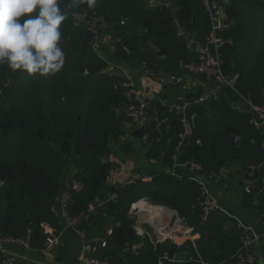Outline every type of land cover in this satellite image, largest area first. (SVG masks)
Here are the masks:
<instances>
[{"label": "trees", "instance_id": "1", "mask_svg": "<svg viewBox=\"0 0 264 264\" xmlns=\"http://www.w3.org/2000/svg\"><path fill=\"white\" fill-rule=\"evenodd\" d=\"M225 1L230 23L223 32L227 44L221 48L223 70L238 74L235 88L241 96L261 103L264 99V0ZM169 2L170 9L164 10L148 7L143 0H96L94 7H89L85 0L73 9L68 7L69 0H60L62 11L67 15L60 29L65 53L60 70L29 74L0 65V87L9 80L0 95L1 234L22 237L31 230L30 248L42 249L45 234L41 224L49 222L57 230L61 228V219L54 207L62 188L65 160L71 158L73 178L83 186L73 192L70 215L86 212L96 199L105 200L102 205H95L93 211L86 212L87 216L79 224L88 238L105 240V246L95 252L96 256L116 264L124 261L157 264L164 252L174 255L184 248L189 256L217 264L228 260L237 250L238 232L227 236L222 229L224 219L218 213L214 211L206 221L201 220L198 182L169 170L175 164L174 155L179 163L196 162L204 172L215 175L224 167L238 165L245 169L251 163L264 160L261 145L264 131L249 124L251 112L246 103L232 89L223 87L208 103L189 107L188 113L196 115L195 125L179 151L183 129L174 113L160 132H151L149 127V138L142 141L141 136L134 135L135 128L125 111L129 104L136 102L125 93L129 87L122 86L126 76L118 70L104 72L105 59L92 47L91 41L82 46L84 28L73 17L83 12L104 17V31L111 35L114 47L111 53V46L99 48L106 52L108 61L130 70L139 68L145 61L157 72H171L163 70L161 57L149 48L139 32L163 49L165 58L177 67L179 61L192 59L193 55L176 34L171 17L198 41L208 33L210 22L202 0ZM199 94V91L190 92L186 97L195 98ZM149 105L161 107V102L154 99ZM164 110L161 107V112ZM127 134L130 140H122ZM134 138H140L146 147L144 158L155 168L141 170L139 167L137 178L108 184L106 177L114 168V163L109 161L112 148L124 154L125 148L134 146ZM259 198L264 202V193ZM141 199L167 206L185 218L199 234L195 240L197 250L191 248L189 241L176 245L167 240L154 245L148 237L138 236L128 210L131 203ZM109 225L111 233L107 235ZM139 241L144 243L142 248L132 251L131 244ZM4 259L0 252V264H4ZM186 263L198 264L189 259Z\"/></svg>", "mask_w": 264, "mask_h": 264}, {"label": "built area", "instance_id": "2", "mask_svg": "<svg viewBox=\"0 0 264 264\" xmlns=\"http://www.w3.org/2000/svg\"><path fill=\"white\" fill-rule=\"evenodd\" d=\"M143 1L151 8L156 7L169 10L171 6L169 0ZM202 3L205 12L208 14L210 22V29L202 41L196 40L190 33L186 32L180 26L177 20L171 17L176 34L184 38L185 41L187 40L186 44L193 50L192 59L179 61L177 64L178 72H157L149 67L145 61H142L141 66L139 67V71L143 76L147 78L149 77L154 82L163 86H185L193 79L192 76H202L209 81H212V83L207 84L203 88V91L193 99H186L182 101H176L173 99L164 100L161 102V107L165 108L163 112H161V107H150L149 100L147 98H138L134 96L133 92L138 94V90L135 89L136 87L132 80V70L127 69L123 65L114 64L106 60L105 57L101 55L102 50H99V46L107 44L109 42L110 35L108 32L104 31L106 28L104 17L101 15L89 16L85 12L75 13L73 15L74 20L93 35L91 40L92 47L96 49L106 62L104 72L109 73L118 70L121 75L126 76V82L123 83L122 86L129 87V90L125 91V93L133 99H136V102L129 104L125 111L130 117L131 124L134 126L135 130L142 129L140 137L142 141H147L149 138V127L151 128V132H160L162 127L167 126L170 123V115L171 113H174V115L178 117L183 129L180 134L182 140L178 147L179 150L186 139L192 134V130L195 125L196 115L195 113H188L189 107L194 104L208 103L209 100L217 95V92L223 87L232 89L240 96L241 99L244 100L246 107L251 112L249 124L259 131H264V99L261 103H254L250 99L241 96L235 88L238 80V74H227L223 70L221 48L226 44L223 32L230 23L226 10L227 2L225 0H202ZM8 85L9 80L1 83L0 95H2L4 90H6ZM145 128L148 129L144 132ZM157 140L159 141L160 138H157ZM235 140H237V137ZM196 144H199V141H197ZM173 157L175 159V164L172 168L179 165L192 170V175L189 176V178L191 180H196L199 184L201 194L197 205L200 210L201 220L206 221L210 214L216 211L219 207L216 199L208 193L205 187V182H216L219 180V175L204 172L199 163L192 161L179 163L176 155ZM247 169L252 173L258 170L264 171V160L247 165ZM169 171L174 173L172 169ZM197 175L202 176V180H198L196 178ZM138 176L135 175L130 180H133ZM109 180L110 175L106 177V182L108 184L110 183ZM82 186V183L74 179L72 175L71 179L61 188L56 204L58 210H55L56 206L54 207V210L60 219L64 220L70 227L74 228L78 232L81 240V250L78 256V264H116L107 258H100L95 255L98 245H101L103 242L102 239L99 237L88 238L86 232L79 229V224L85 219L84 217L87 216L86 212L93 211L95 205H102L105 203V200L102 201L96 199L94 203L89 204L86 212H81L79 215L71 216L69 213L73 192L79 191ZM244 191L246 193L255 194L264 193V184L257 185L252 178L248 177L244 182ZM141 200L149 203L146 199ZM154 206L159 207V213L154 218H149L146 213L147 210L138 209L135 213L131 212L132 209L135 208L133 207V203H131L128 213L134 218V229L136 234L140 237H148L150 242L154 245L157 242L167 240L177 243V237L181 236L186 241H189L191 243V248L196 251L197 248L195 240L197 239L196 235L198 233L194 231V227L189 225L185 218L180 217L175 210L164 205ZM262 225L264 228V214L262 216ZM41 226L45 234V239L43 247L40 251L47 256H54L56 250L63 244L60 238V231L49 222H43ZM107 233L110 234L111 229H109ZM31 234V230H27L25 235L22 237H11L0 233V252H2L5 256L4 264H16L18 257L16 254L8 250V245L17 243L25 248H30ZM259 236L260 235L252 229L240 225L238 232V248L226 261L230 264L254 263L255 256L252 249L259 239ZM184 243L179 245H183ZM143 244V241L134 242L131 244L130 249L132 251H138L142 248ZM126 249H129L128 244H126ZM175 255L176 254L169 255L167 252H164L158 258L157 264H175L177 262ZM188 259L190 261H197L198 264H214L204 261L199 256L196 259L193 255H188L186 261ZM217 264H223V262Z\"/></svg>", "mask_w": 264, "mask_h": 264}, {"label": "crops", "instance_id": "3", "mask_svg": "<svg viewBox=\"0 0 264 264\" xmlns=\"http://www.w3.org/2000/svg\"><path fill=\"white\" fill-rule=\"evenodd\" d=\"M182 40L185 42V46L187 47L188 45L186 44V41L183 38ZM187 49L189 54L193 52V50L189 46L187 47ZM158 57H161L163 61V70L171 72L178 70L173 63L165 58L164 55ZM133 69L134 70H132L131 72L132 79L135 81V84L141 86V88L144 90V98H147L149 101L154 99L158 100L159 102H163L164 100L168 99H173L176 101L193 99L191 97H186V95L190 92L194 93L196 91H199L201 93L203 91V88L207 84L212 83V81H209L202 76H192L193 79L185 86H163L143 76L139 71V68ZM126 126L130 127V125ZM129 136L130 135L128 134L124 135L122 140L129 141ZM261 145L264 148V141H262ZM109 160L114 163L115 171H121L119 178L120 180L116 181V183L129 181L133 176L136 175L135 173H133V175L131 174L132 177L130 176L129 178L128 176L130 175V172L125 171L124 164L121 163V166H119V159L115 157L113 153H111ZM65 161V169L61 177L62 187L71 179L74 172L72 159L68 158ZM237 166L238 165H231L222 168L219 172V181H206L205 187L208 193L213 196L218 203L219 208L215 212L224 219V222L222 223V229L227 236H235L236 233L239 232L240 225L246 226L260 235L259 239L252 249L255 256V262L252 264H264V228L262 225L264 202H261V199L259 198L260 194L246 193L244 191V182L248 177L252 178L256 184H264V171L258 170L252 173L247 168L244 169ZM171 169L177 175L179 174L188 177L192 175V170L185 166L177 165L176 167ZM232 181L235 185H239V188H230V184L232 183ZM55 210H58L57 206ZM111 227L112 226L109 225L107 227V231L111 229ZM59 231L60 238L63 244L56 250L54 256H47L40 250L25 248L17 243L8 245V250L18 256L17 264H78V256L81 250V240L79 238L78 232L74 228L70 227L62 219L61 228L59 229ZM107 235L109 234L107 233ZM196 236L198 238L199 234H197ZM102 241V244L99 248H97V250H100L103 246H105V240L103 238ZM176 242L178 244H175L179 245L186 242V240L183 237L179 236L177 237ZM213 252L217 254V248H214ZM221 262H223V264H230L228 261ZM124 264H127V262L124 261ZM175 264L187 263L186 261H177Z\"/></svg>", "mask_w": 264, "mask_h": 264}, {"label": "clouds", "instance_id": "4", "mask_svg": "<svg viewBox=\"0 0 264 264\" xmlns=\"http://www.w3.org/2000/svg\"><path fill=\"white\" fill-rule=\"evenodd\" d=\"M85 0H69L78 8ZM94 7L96 0H86ZM60 0H0V65L29 74L59 71L65 61Z\"/></svg>", "mask_w": 264, "mask_h": 264}, {"label": "rangeland", "instance_id": "5", "mask_svg": "<svg viewBox=\"0 0 264 264\" xmlns=\"http://www.w3.org/2000/svg\"><path fill=\"white\" fill-rule=\"evenodd\" d=\"M109 35V34H108ZM108 38V37H107ZM112 37L111 35H109V42L106 44L107 46H111V50L110 53L114 47V43L111 42ZM111 42V43H110ZM189 46V45H188ZM187 46V47H188ZM110 48V47H109ZM102 49V47H101ZM100 50V48H99ZM102 56L105 57V59L107 60V54L106 52L104 53L103 51H101ZM193 55V52L191 53ZM178 68V67H177ZM149 78V77H148ZM150 79V78H149ZM133 80V79H132ZM134 85H135V89L138 90V94H136L135 92H133L134 96L138 97V98H142L145 97L143 96L144 94V90L141 88L140 85L135 84V81L133 80ZM140 95V96H139ZM243 100V99H242ZM244 101V100H243ZM240 101H237L236 104L239 105ZM123 138V137H122ZM133 144H134V148L132 146H128L127 148H125L124 154L120 153L118 150H115L112 148L113 150V155L115 157H117L121 163L124 164V169L126 172H130V175L128 176L130 178L131 174L133 175V173H135L137 176V171H139V169L141 170H147V169H151V168H155L154 164H150L149 162H147V160L144 158L145 156V151H146V147L142 144L140 138H134L133 139ZM148 145V144H147ZM110 161V160H109ZM236 166V165H234ZM140 167V168H139ZM238 167V166H237ZM139 168V169H138ZM119 174V175H118ZM120 174L121 171H115V168H113L108 175H110V180H109V184L110 185H114L116 183V181L120 180ZM127 177V178H128ZM132 177V176H131ZM117 179V180H116ZM230 188L235 189V188H239V185H235L232 181V183L230 184ZM148 204H152V203H148ZM97 246V245H96ZM98 248V247H97Z\"/></svg>", "mask_w": 264, "mask_h": 264}, {"label": "water", "instance_id": "6", "mask_svg": "<svg viewBox=\"0 0 264 264\" xmlns=\"http://www.w3.org/2000/svg\"><path fill=\"white\" fill-rule=\"evenodd\" d=\"M61 10H63L61 8ZM84 35H85V38L84 40L82 41V46H85L87 43H89L92 38H93V35L86 29H84ZM139 36L145 40L147 42V45L149 46V48L158 56H163L165 54V51L162 49H159L158 47H156V45L153 43L152 39L150 38H147L146 36H144L141 32H139ZM227 45V44H225ZM109 74V73H108ZM141 132H142V129H138V130H135L134 131V135L136 137H140L141 136ZM40 136H42L41 133H39ZM196 178L198 180H202V176L200 175H197ZM112 190H114V187H112ZM138 209L137 208H133L131 212L135 213L137 212ZM187 256H188V251L186 249H182L180 252H178L176 255H175V259L176 261H186L187 259Z\"/></svg>", "mask_w": 264, "mask_h": 264}, {"label": "bare ground", "instance_id": "7", "mask_svg": "<svg viewBox=\"0 0 264 264\" xmlns=\"http://www.w3.org/2000/svg\"><path fill=\"white\" fill-rule=\"evenodd\" d=\"M133 207L139 210H147V215L149 218H154L159 213V207L148 204L144 200H138L133 203Z\"/></svg>", "mask_w": 264, "mask_h": 264}, {"label": "flooded vegetation", "instance_id": "8", "mask_svg": "<svg viewBox=\"0 0 264 264\" xmlns=\"http://www.w3.org/2000/svg\"><path fill=\"white\" fill-rule=\"evenodd\" d=\"M107 73V72H106ZM111 73H113V72H111Z\"/></svg>", "mask_w": 264, "mask_h": 264}]
</instances>
